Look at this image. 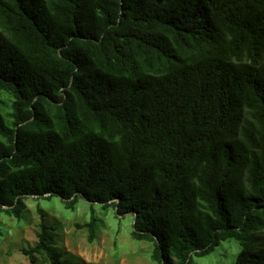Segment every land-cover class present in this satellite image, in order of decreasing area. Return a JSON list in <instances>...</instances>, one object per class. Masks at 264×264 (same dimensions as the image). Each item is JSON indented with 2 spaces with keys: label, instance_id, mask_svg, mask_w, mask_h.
I'll return each instance as SVG.
<instances>
[{
  "label": "trees",
  "instance_id": "trees-1",
  "mask_svg": "<svg viewBox=\"0 0 264 264\" xmlns=\"http://www.w3.org/2000/svg\"><path fill=\"white\" fill-rule=\"evenodd\" d=\"M28 197L131 215L156 264H264V0H0V212ZM37 213L30 264H79Z\"/></svg>",
  "mask_w": 264,
  "mask_h": 264
},
{
  "label": "rangeland",
  "instance_id": "rangeland-1",
  "mask_svg": "<svg viewBox=\"0 0 264 264\" xmlns=\"http://www.w3.org/2000/svg\"><path fill=\"white\" fill-rule=\"evenodd\" d=\"M1 100L2 111L9 112V97L2 94ZM23 202L25 211L21 220L0 212V264H30L21 249L33 246L37 240L38 208L45 212L48 224L54 228L57 247L79 258V264H156L151 259L152 243L131 237L133 222L129 214L118 217L112 207L102 209L82 199L71 210L65 209L57 197L49 200L28 197ZM91 215L96 220V229L94 240L88 242L83 226ZM240 250L237 241H225L209 255L192 257L190 264H233ZM39 264L48 263L40 258Z\"/></svg>",
  "mask_w": 264,
  "mask_h": 264
}]
</instances>
